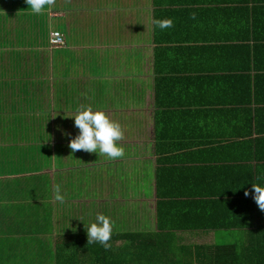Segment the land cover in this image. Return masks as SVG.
Segmentation results:
<instances>
[{
  "label": "crops",
  "instance_id": "0c3cea01",
  "mask_svg": "<svg viewBox=\"0 0 264 264\" xmlns=\"http://www.w3.org/2000/svg\"><path fill=\"white\" fill-rule=\"evenodd\" d=\"M28 7L0 0V264L72 259L98 214L113 222L112 234L153 230L170 210L185 221L168 224L222 225V197L245 196L249 182L264 180V0ZM154 19L173 26L161 30ZM53 31L64 47L52 48ZM81 106L120 123L124 157L71 151ZM29 177L49 178L53 200L60 185L56 215L49 185L11 197ZM45 212L48 225H35ZM186 236L213 244L220 233Z\"/></svg>",
  "mask_w": 264,
  "mask_h": 264
},
{
  "label": "trees",
  "instance_id": "16d2710c",
  "mask_svg": "<svg viewBox=\"0 0 264 264\" xmlns=\"http://www.w3.org/2000/svg\"><path fill=\"white\" fill-rule=\"evenodd\" d=\"M257 183L264 186V180ZM182 206L180 212L186 211L187 206ZM218 206L222 225L168 224L185 221L177 210H170L164 219L159 213L160 224L153 230L112 234L107 250L99 243L76 244L69 253L72 259L62 262L59 257L58 264H264V212L253 196H223ZM224 232H234L237 240L230 244L221 243L219 237L213 244L186 241V235Z\"/></svg>",
  "mask_w": 264,
  "mask_h": 264
},
{
  "label": "clouds",
  "instance_id": "9594fccd",
  "mask_svg": "<svg viewBox=\"0 0 264 264\" xmlns=\"http://www.w3.org/2000/svg\"><path fill=\"white\" fill-rule=\"evenodd\" d=\"M26 3L33 13L41 14L46 8L53 7L56 0H26ZM153 24L164 30L171 28L173 21L171 19H154ZM73 116L74 126L79 129V134L68 144L73 153L77 151L98 153L99 156H106L110 160L125 156V149L119 144L124 139V131L120 123L113 121L106 112L94 111L91 107L81 106ZM244 195L246 197L252 195L258 208L264 212V186L252 183V188L246 189ZM54 199L61 204L65 202L59 184L54 188ZM85 229L88 245L99 243L105 250L111 248L109 241L113 233V222L108 216L98 214L94 223L90 226L85 224Z\"/></svg>",
  "mask_w": 264,
  "mask_h": 264
},
{
  "label": "rangeland",
  "instance_id": "374dc122",
  "mask_svg": "<svg viewBox=\"0 0 264 264\" xmlns=\"http://www.w3.org/2000/svg\"><path fill=\"white\" fill-rule=\"evenodd\" d=\"M62 49H64V48H62ZM61 49V50H62ZM57 52H55V54H56ZM78 53V52H77ZM75 59V58H74ZM74 59H71V61L69 62V64L71 65V64H75V63H73V60ZM59 62V61H58ZM57 67V66H56ZM58 68L59 69H61L60 67H59V64H58ZM109 83V86H106V89L108 88L109 90H112L113 88H114V85L112 84V82H111V80L108 82ZM68 85V84H67ZM61 88V90L59 91L60 93L62 92V93H64L65 92V96H66V98L68 99V100H71L75 95L74 94H76V91H74V90H71V89H74V88H72V87H64V86H59L58 85V88ZM72 93V94H71ZM116 93H118V91L116 92ZM59 96H60V94H59ZM56 102L54 103L53 101H52V103H53V106L54 105H57V103H58V101H59V99H58V97H56ZM119 104H121V103H115V105H119ZM60 106V105H59ZM58 111H59V107H58ZM58 115V113H56V115H55V117ZM19 138H20V136H19ZM37 144V143H36ZM29 149L31 150V147H29ZM41 149H44V148H41ZM125 153H126V150H125ZM49 162H50V157H49ZM136 166H137V164H135V167H134V169L132 170V171H135V169H136ZM132 177V176H131ZM132 179H133V177H132ZM24 180H26V179H24ZM37 184H39V188H43V186H45V190H47L48 189V185L50 186V189H49V191H48V193L47 194H50V195H48V198L50 199L49 201V203H48V205L47 206H49L48 208H49V210L50 211H53V213H55V215L57 214V210H58V207H59V205L60 204H58L57 206H56V201L55 200H53V196H51V192H52V188H51V185H50V179L48 178V182L46 183L44 180H42V179H39V178H37V177H29L28 178V181L27 182H20V183H18V184H15V186L14 187H12V189H10V192H11V197H13V198H21V199H26L28 196H30L31 195V193L32 192H35V191H38L39 190V188H37ZM132 184H137V182H136V180L134 179V181H133V183ZM34 188H35V190H34ZM38 189V190H37ZM44 190V189H43ZM44 193V192H43ZM55 201V202H54ZM56 211V212H55ZM48 212V211H47ZM37 216V215H36ZM51 218H53V214H51ZM53 220V219H52ZM35 225H48V219H47V216H46V212L45 213H43V215H42V221L40 222V223H36ZM50 225H55V223H52V224H50ZM52 228H53V226H52ZM58 228V227H57ZM59 229V228H58ZM219 238H220V242L221 243H223V244H230V243H233L234 241H236L237 240V238H236V235H235V233L234 232H224V233H221L220 234V236H219Z\"/></svg>",
  "mask_w": 264,
  "mask_h": 264
},
{
  "label": "built area",
  "instance_id": "2783aa9c",
  "mask_svg": "<svg viewBox=\"0 0 264 264\" xmlns=\"http://www.w3.org/2000/svg\"><path fill=\"white\" fill-rule=\"evenodd\" d=\"M66 45V39L63 34L58 31H53L51 35V46L54 49L64 47Z\"/></svg>",
  "mask_w": 264,
  "mask_h": 264
}]
</instances>
